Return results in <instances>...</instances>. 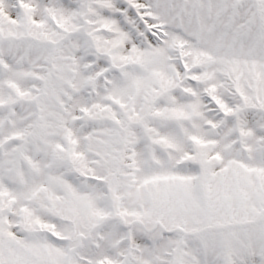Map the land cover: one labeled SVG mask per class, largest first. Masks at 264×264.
<instances>
[{"label": "snow or ice", "instance_id": "6c2138e0", "mask_svg": "<svg viewBox=\"0 0 264 264\" xmlns=\"http://www.w3.org/2000/svg\"><path fill=\"white\" fill-rule=\"evenodd\" d=\"M0 264H264V0H0Z\"/></svg>", "mask_w": 264, "mask_h": 264}]
</instances>
